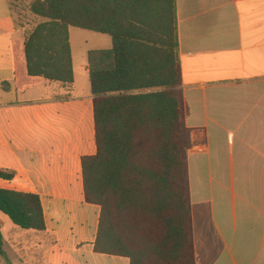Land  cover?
<instances>
[{"label":"crops","instance_id":"1","mask_svg":"<svg viewBox=\"0 0 264 264\" xmlns=\"http://www.w3.org/2000/svg\"><path fill=\"white\" fill-rule=\"evenodd\" d=\"M33 1L0 0V170L15 174L0 189L39 195L47 228L0 214L3 245L10 264H129L94 251L101 207L82 158L97 153L95 97L73 28V86L28 75L25 43L45 21ZM177 17L196 264H264V0H177Z\"/></svg>","mask_w":264,"mask_h":264},{"label":"trees","instance_id":"2","mask_svg":"<svg viewBox=\"0 0 264 264\" xmlns=\"http://www.w3.org/2000/svg\"><path fill=\"white\" fill-rule=\"evenodd\" d=\"M30 11L45 20L25 43L30 77L70 89V29L112 39L111 49L88 53L97 153L82 158V175L86 202L101 207L95 253L196 264L177 0H34ZM14 178L0 170V179ZM0 212L23 230L46 231L37 194L0 189Z\"/></svg>","mask_w":264,"mask_h":264},{"label":"rangeland","instance_id":"3","mask_svg":"<svg viewBox=\"0 0 264 264\" xmlns=\"http://www.w3.org/2000/svg\"><path fill=\"white\" fill-rule=\"evenodd\" d=\"M72 38L74 41L75 63L78 71V81L83 84L89 74L86 73L88 68V52L99 49H110L112 47V39L108 35L97 34L91 31L73 28ZM102 38L108 40L109 44L103 41ZM3 214V213H0ZM19 257L11 251L6 242L3 245V254L0 255L1 264L14 263ZM19 264H21L19 262Z\"/></svg>","mask_w":264,"mask_h":264}]
</instances>
